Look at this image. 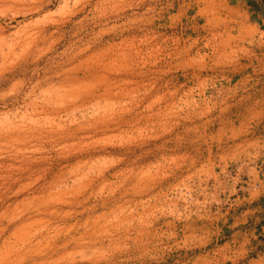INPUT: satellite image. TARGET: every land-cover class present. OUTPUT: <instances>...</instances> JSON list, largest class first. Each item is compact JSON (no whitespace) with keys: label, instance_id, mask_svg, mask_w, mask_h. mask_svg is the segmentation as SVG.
I'll return each mask as SVG.
<instances>
[{"label":"rangeland","instance_id":"1","mask_svg":"<svg viewBox=\"0 0 264 264\" xmlns=\"http://www.w3.org/2000/svg\"><path fill=\"white\" fill-rule=\"evenodd\" d=\"M237 1L0 0V264H238L264 0Z\"/></svg>","mask_w":264,"mask_h":264},{"label":"crops","instance_id":"2","mask_svg":"<svg viewBox=\"0 0 264 264\" xmlns=\"http://www.w3.org/2000/svg\"><path fill=\"white\" fill-rule=\"evenodd\" d=\"M233 1L240 5L241 1ZM256 141L260 146L261 142L264 143V137ZM261 149L252 148L248 155L242 148H237L233 154L236 169L250 177V186L237 188L242 192L233 197L232 200L238 203L231 212L229 210L227 222H231L222 232L225 239L223 249H233L240 254L238 264H264V149Z\"/></svg>","mask_w":264,"mask_h":264},{"label":"trees","instance_id":"3","mask_svg":"<svg viewBox=\"0 0 264 264\" xmlns=\"http://www.w3.org/2000/svg\"><path fill=\"white\" fill-rule=\"evenodd\" d=\"M254 6H255L257 9H259V8H260V6H259V5H257V4H254Z\"/></svg>","mask_w":264,"mask_h":264}]
</instances>
